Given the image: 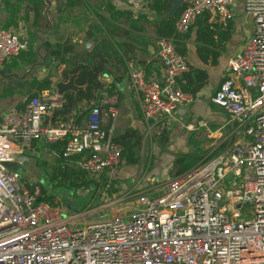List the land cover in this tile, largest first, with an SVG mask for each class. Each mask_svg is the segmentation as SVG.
<instances>
[{"label":"built area","instance_id":"2783aa9c","mask_svg":"<svg viewBox=\"0 0 264 264\" xmlns=\"http://www.w3.org/2000/svg\"><path fill=\"white\" fill-rule=\"evenodd\" d=\"M237 1L185 0L176 35L186 36L206 14L228 24ZM240 1L254 32L228 60L227 75L211 99L234 125L227 146L190 171L171 175L160 192L139 193L127 214L73 225L77 216L38 202L40 189L30 190L32 183L14 169L35 141L52 145L71 136L66 157L83 155L77 165L96 179L116 177L122 165L121 148L113 142L116 95L102 91L81 125L70 117L50 126L47 119L66 104L52 82L6 116L0 124V264H264V0ZM119 2L138 15L148 0ZM26 46L20 28L5 29L0 21V68ZM157 57L160 80L133 62L126 65L148 125L183 114L196 101L179 86L189 66L174 38L158 40ZM99 81L107 87L105 75ZM103 108L112 120L109 129Z\"/></svg>","mask_w":264,"mask_h":264},{"label":"crops","instance_id":"0c3cea01","mask_svg":"<svg viewBox=\"0 0 264 264\" xmlns=\"http://www.w3.org/2000/svg\"><path fill=\"white\" fill-rule=\"evenodd\" d=\"M182 1L177 10L179 13L177 19L185 7V0ZM238 1L234 8V19L226 25L213 20L208 14L201 17L202 22L200 25L204 23L216 24L220 27L222 33H230L229 39L223 43L217 66L204 65L197 58L194 27L200 25L195 24L187 34V38L180 36V39L176 41V49H182L183 46H186L189 50L185 59L188 66L205 69L208 73L209 81L199 92L196 101L192 105L183 108V114L175 113L169 120L159 122L164 125L167 124L171 128L169 129L171 132L170 146H172L170 149L172 150H181L182 152L180 153H186L189 150L188 144L192 136L195 135V139H199L200 134L205 136L206 133L212 134L215 140L220 139L218 142L219 147L223 146L224 149L228 144L234 125L231 123V118L227 112L211 103V99L215 96L227 75L228 60L238 54L245 41L254 32L252 21L245 15L244 8L239 7ZM65 4L66 0H43L38 13L35 12V8L30 4L24 5L20 16L25 17V20L21 21L17 29L20 28L23 32V38L27 45L25 52L29 49L27 41L30 42V39H32L33 50L36 53L35 60L33 64L24 67L23 62L27 58L23 56L21 59L19 57L12 60V63H6L8 67L4 65L0 68V124L10 112L21 110V108L23 109L26 106L30 94L29 91L32 94L35 93V90L30 88L28 83L33 80H45L51 76H53L51 77L52 82L57 81L58 83L62 81V77L60 78L59 74L66 69L65 62L67 59L77 56L85 58V55L95 51L96 47L104 42L101 48L97 49V52L105 54L104 58L107 62L106 68L108 70V75L105 76L108 81L115 83L118 92L116 94L117 120L113 137L123 134L127 129H132L137 133L136 139H141V145L144 144L147 136L152 131L149 127L150 124L148 125L144 122L139 107V99L130 88L126 65L127 62H133L143 71L144 66H147L149 78L161 79L163 69L157 57L158 39L154 30L156 28L155 23L160 22L162 18L150 12L147 4L138 15L134 14L129 7L121 4L119 0H80L72 8H66ZM108 5H111L116 11L132 12L134 19L141 14L146 15L150 23H141L146 31L144 33L131 31L129 19L117 16L115 25L120 30L114 32L111 26V23L114 24V22L111 21ZM3 8L4 4L2 3L0 4V10L2 9L1 13H3V18L0 16L2 26L5 29H16L7 27L6 14ZM103 21L107 22L106 27L103 25ZM215 40L217 41L218 38L215 37ZM216 51L219 52V49H216ZM54 53L58 54L57 57H51L50 54ZM117 57L122 59L124 65L118 63ZM19 66H21L20 69L17 68ZM55 78L57 80L53 81ZM121 84H123L122 87ZM77 109L80 111L79 116L83 115L86 110V104L79 103ZM103 113L104 126L109 129L112 120L107 108H103ZM53 116L54 114L47 119L45 124L54 125L56 121ZM203 122H208L206 128L200 126ZM157 124L154 125L156 126ZM43 150L48 153L43 147L40 148L39 152L42 153ZM31 151L35 153L34 157L38 155V150L32 149L31 146L26 151L29 158L32 157ZM122 167L123 165H121L117 177L125 182L127 177L124 174L133 173V170H126L123 173ZM171 174L176 176L174 171ZM132 181L131 179L125 183L136 196L143 192L158 193L162 190V184L165 182L150 186L145 180L140 182ZM122 214H127V212Z\"/></svg>","mask_w":264,"mask_h":264},{"label":"trees","instance_id":"16d2710c","mask_svg":"<svg viewBox=\"0 0 264 264\" xmlns=\"http://www.w3.org/2000/svg\"><path fill=\"white\" fill-rule=\"evenodd\" d=\"M173 1L174 0H148L147 2L150 12L154 13L157 17L162 18L160 22L155 23L156 28L154 33L158 40L174 38L175 41H177L180 39V36L175 33V22L179 13L177 12L174 17L168 14V10L173 5ZM79 2L80 0H66L65 7L72 8ZM3 4L7 27H14L17 29L21 21L25 20V17L20 16L24 5L30 4L35 8V12L38 13L43 4V0H4ZM108 9L110 10L111 21L114 22V24L111 23L114 32L120 30L115 25V22H117V16L128 18L131 31H137L138 33H144L146 31L141 23H150L147 16L144 14H141L134 19V14L132 12L116 11L111 5H108ZM103 25L106 27L107 22L103 21ZM194 28V43L196 44L195 52L198 60L204 65H211L213 67L217 66L220 51L223 49V43L229 39L230 33H222L220 27L216 24L212 25L204 23L203 25L195 26ZM185 37L187 38L188 35ZM215 37L218 38L217 41L215 40ZM27 43L29 48L28 51H23L20 55V59L23 58V56L27 58L26 61L23 62L24 67L34 63L36 54L33 50L34 44L32 39H30V42L27 41ZM103 43L104 42L96 47L95 51L85 55V58L77 56L67 59L65 62L66 69L62 72V81H68L71 75H76L75 84L82 89L78 92H66L63 95L66 104L62 111L54 114L53 119L55 121L57 119L65 121L68 118L73 117L77 121V124L81 125L89 113L91 104L96 102L102 91L105 90L109 96H114L118 93L114 82L108 81V85L105 88V84L99 81L100 74L108 75V70L106 68L107 62L104 58L105 54H99L97 52V49H100ZM216 49H219V52L216 51ZM177 50L184 59L187 58L189 50L186 46H183L182 49L177 48ZM50 55L51 57H57L58 54L54 53ZM76 61H79V63ZM117 61L124 65L121 58L117 57ZM135 66L139 68L137 64H135ZM17 68L20 69L21 66ZM143 69L145 75L148 77L149 73L147 71V66H144ZM208 81L209 76L205 69L195 68L194 66L189 65V71L179 79L178 83L184 93L191 94L194 98H197L199 92L208 84ZM51 83V77L41 81L33 80L28 83V86L35 90V93L32 94L30 92L27 102H29L34 96L38 95L42 90L47 89ZM79 103L86 104V110L81 116H79L80 111L77 109ZM136 137L137 133L132 129H127L123 134L113 137V142L121 148V160L123 166H137L140 163L138 148L141 145V139H136ZM70 139L71 136L64 141L52 145L41 141H35L32 144V149L38 150L37 154L39 156L37 155L34 159L38 160V163L42 160L41 153L39 152L42 147L48 151V154L52 155L54 162L51 173L48 176L52 187L54 185V187L57 188L71 190L80 188L89 189L92 186H95V194H97V192L106 188L108 185V177H101L97 182L91 174L77 165V162L80 161L83 155L66 157L65 148ZM189 145L191 149L190 152L178 156L174 161V167L177 168L176 176L190 171L207 159L206 156L208 152L205 151L200 146V143L194 139V135L190 139ZM222 150L223 146L218 147L213 154H217ZM85 156H89V153H86ZM112 185L114 186V183H112ZM112 185L108 189V193L110 194L118 191L114 189ZM27 186L32 191L38 187L43 202L48 203L52 207L59 206L55 199L56 196L48 194L44 186L38 184H28ZM88 210H91V208L86 211Z\"/></svg>","mask_w":264,"mask_h":264},{"label":"rangeland","instance_id":"374dc122","mask_svg":"<svg viewBox=\"0 0 264 264\" xmlns=\"http://www.w3.org/2000/svg\"><path fill=\"white\" fill-rule=\"evenodd\" d=\"M238 3L239 7L242 8L243 2L238 1ZM1 10L0 16L3 18V13H1ZM9 62L12 63V60ZM6 65L7 64H5V67H8ZM56 80L57 79L55 78L53 81ZM30 92L31 91H29V93ZM149 127L151 128L152 132L149 136H147L146 142L138 148L140 163L137 166L122 167L123 173H125L126 170H133V173L130 172L129 174H124L127 177L125 179L126 183L132 179L134 182L145 180L150 186L158 185L159 182H163L166 178H169L173 171L176 173L177 168L174 167L173 164L176 158L182 154L189 153L191 150L189 144V150L186 153H180L182 152L181 150L170 149L172 148V146H170L171 128L167 124L164 125L163 123H159L156 126L154 124H150ZM212 139L213 137L210 133H206L205 136L200 134L199 139H195L200 143V146L208 152L206 157L212 154L215 149L219 147L218 142L220 139ZM34 154L35 153L31 151L32 157L29 158L26 152L24 157L27 159H25L21 166H18L14 169L21 172L24 178L29 180L32 184L44 186L48 194L55 195L56 202L59 205L58 207H61L64 213L70 217H78L72 222L73 225L83 227L86 224L92 223L94 221L127 212L130 210V207L136 206L138 196L131 192L123 179L121 180L117 176L108 178V185L106 188L101 189L99 192H97V194H95V186H92L89 189L80 188L71 190L57 188L54 187V185L52 187L48 179L54 162L52 155L46 153L45 150H43L41 153L42 160L38 163V160L33 158ZM94 180L98 182L100 178H94ZM112 183H114V186ZM111 185L118 191L112 194L108 193V189ZM90 208L92 210L86 211Z\"/></svg>","mask_w":264,"mask_h":264},{"label":"water","instance_id":"95a60500","mask_svg":"<svg viewBox=\"0 0 264 264\" xmlns=\"http://www.w3.org/2000/svg\"><path fill=\"white\" fill-rule=\"evenodd\" d=\"M183 1H179V0H174L173 1V5L170 7V9L168 10V14L170 16H175L177 10L179 9V6L181 5ZM202 22V18H199L196 22L197 25H200ZM21 42L22 44H24V40L21 38ZM76 75H71L68 79V81H60L57 83L56 85V89L58 91V93L60 95H64L66 92H78L79 90H81V87H78L75 84V80H76ZM123 86V84H121V87ZM174 175V174H171ZM41 201V198H38V202Z\"/></svg>","mask_w":264,"mask_h":264}]
</instances>
